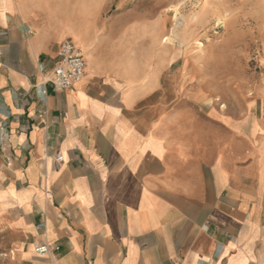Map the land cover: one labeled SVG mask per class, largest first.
Segmentation results:
<instances>
[{"label": "crops", "instance_id": "crops-1", "mask_svg": "<svg viewBox=\"0 0 264 264\" xmlns=\"http://www.w3.org/2000/svg\"><path fill=\"white\" fill-rule=\"evenodd\" d=\"M67 5L0 0V222L18 261L264 264L258 95ZM65 39L86 70L60 92L45 82Z\"/></svg>", "mask_w": 264, "mask_h": 264}, {"label": "rangeland", "instance_id": "rangeland-1", "mask_svg": "<svg viewBox=\"0 0 264 264\" xmlns=\"http://www.w3.org/2000/svg\"><path fill=\"white\" fill-rule=\"evenodd\" d=\"M66 8L128 28L138 46H156L169 61L200 62L210 76L234 90L264 95V0H65ZM72 10V11H73ZM116 21V22H115ZM155 35V37H152ZM167 39V40H166ZM236 82V83H235ZM14 233L0 222V264H25L15 255Z\"/></svg>", "mask_w": 264, "mask_h": 264}, {"label": "built area", "instance_id": "built-area-1", "mask_svg": "<svg viewBox=\"0 0 264 264\" xmlns=\"http://www.w3.org/2000/svg\"><path fill=\"white\" fill-rule=\"evenodd\" d=\"M85 70L86 61L82 51L70 39H65L60 44L56 66L45 83L52 85L56 91H68L84 77ZM6 126V123L0 126V142L5 138ZM55 160L58 165L64 162L61 152L57 153ZM42 227L43 224L39 226ZM57 251L59 247L50 244L35 246L36 254L42 257Z\"/></svg>", "mask_w": 264, "mask_h": 264}, {"label": "bare ground", "instance_id": "bare-ground-1", "mask_svg": "<svg viewBox=\"0 0 264 264\" xmlns=\"http://www.w3.org/2000/svg\"><path fill=\"white\" fill-rule=\"evenodd\" d=\"M167 40V39H166Z\"/></svg>", "mask_w": 264, "mask_h": 264}]
</instances>
